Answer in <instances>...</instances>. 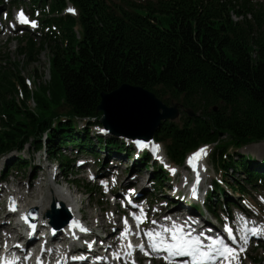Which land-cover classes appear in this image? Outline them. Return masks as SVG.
Instances as JSON below:
<instances>
[{"label":"trees","instance_id":"trees-1","mask_svg":"<svg viewBox=\"0 0 264 264\" xmlns=\"http://www.w3.org/2000/svg\"><path fill=\"white\" fill-rule=\"evenodd\" d=\"M22 2L30 11H38L39 26L34 29V37L27 38L31 35L26 33L25 39H19L22 46L18 53L31 61L47 46L50 78L36 96L19 72L13 75L0 64V158L12 157L0 168V181L16 169L28 167L31 173L34 166L24 154L32 158L33 152L43 150L65 171L73 167L75 157L87 152V156L98 159L100 168L107 159L127 160L135 174L150 168L151 188L161 193L170 189L175 178L164 181L165 171L150 160V155L142 153L131 163L133 147L92 129L98 123L96 108L101 93L129 83L153 91L164 102L180 101L192 110V117L185 113L182 121H164L154 133L156 140L165 142L171 161L181 163L199 144L218 142L210 160L220 168V181L214 180L203 204L191 203L189 211L200 215L203 206L211 211L219 205L228 214L242 202L228 191H236L239 197L249 190L264 192V158L258 160L249 152L233 158L225 154L228 145L239 148L264 137L263 2ZM68 3L74 14L64 10ZM233 13L237 20L232 18ZM19 92L23 99L18 103L15 98ZM29 97L38 111L28 108ZM82 117L89 120L81 123L78 118ZM225 134L230 144L220 141ZM15 153L19 155L15 157ZM234 174L243 175L242 179L234 178ZM155 181H162L160 187ZM91 190L86 188L88 193ZM168 200V207L180 204L176 199ZM257 262L264 264L261 257Z\"/></svg>","mask_w":264,"mask_h":264},{"label":"rangeland","instance_id":"rangeland-1","mask_svg":"<svg viewBox=\"0 0 264 264\" xmlns=\"http://www.w3.org/2000/svg\"><path fill=\"white\" fill-rule=\"evenodd\" d=\"M139 2H143L145 0H136ZM154 1V0H152ZM253 2L255 1H261L264 3V0H252ZM4 2V1H3ZM29 7V6H28ZM30 8V7H29ZM16 10L19 9V7L15 8ZM16 10H12L10 5L8 3L6 4H0V64H5L7 66V71L12 72L13 75H15L17 72H19V76L23 78L25 84L27 85V88L31 91L34 92L35 95L37 96L42 92L40 87L45 83L49 82V58H50V52L48 50V47L45 46L43 50H39L38 54L34 55L33 60H29L28 57L24 53H18V50L21 48L22 44H19L18 41L19 39H25L24 33L21 30H18L15 27V17H16ZM235 16V15H234ZM233 18L235 19V17ZM24 28V27H23ZM31 36H27V38H31ZM35 40L38 42V39ZM17 86V84H16ZM16 101L19 103L20 100L22 99L21 97L15 98ZM169 104V102L167 101ZM27 106L31 110H36L35 104L33 102V99L31 97L28 98L27 101ZM185 113L186 109L184 108L182 112H179V115L176 119L173 120V122H177L179 120H183L185 118ZM40 114H42L40 112ZM1 133V131H0ZM220 141L227 145V143L230 142V137L228 135H221ZM164 145V143H163ZM212 150L213 146L211 145ZM231 147V146H230ZM229 147V148H230ZM228 152H233L234 147L232 146V149L229 150ZM247 149V150H246ZM243 150H238L240 153H252L254 157H256L258 160H261L264 158V143L259 144V143H253L249 145L247 148ZM165 151V150H164ZM212 152V151H211ZM67 156L72 157V155L69 152H66ZM103 154V152H97ZM84 155H89L87 152L82 153ZM91 154V153H90ZM19 153H15L14 156H18ZM33 157L29 158L27 157V154H24L23 157L25 160H30L31 166H34L36 168H32L30 170L29 174V168L27 167L26 170L24 169H16L12 171L7 178V181H4L0 183V217H3L7 211L6 205H8V197L11 195L13 196V193L15 190L16 195L21 194L22 199L25 200L23 201V204H33V200L38 196L41 195L46 199V208H49L50 206V195L49 192L52 190V187H58V186H63L64 188H69V190L73 193V196L76 197V199L79 201L81 199V222H87L89 223V226H85L88 228H96L98 227L101 223H104V225L101 226H106L104 230H102V233H107L108 228L110 229L109 233H114L116 227L120 225V220L118 219L116 212H118L119 207H116L111 203V197H106L103 193L98 192V190L91 184H93L94 180L89 181V175L87 172L84 170H74L72 169H67L63 171V169H60L59 166H57L53 160H50V156H46L43 152V150H39L36 152H33ZM94 155V154H93ZM130 155V154H129ZM210 156V155H209ZM6 159L0 158V168L2 167L4 162L9 161L12 157L10 155L5 156ZM209 158V157H208ZM123 160V159H122ZM133 160L130 158V162ZM211 161L208 159V164L211 166ZM127 164L125 166L124 172H122V176H126L128 172L132 171L130 168V163L127 160H123V164ZM44 168V170L42 169ZM212 168V166H211ZM46 170V171H45ZM71 170V171H70ZM92 170V169H90ZM123 170V168H122ZM36 175H32L34 173ZM133 172V171H132ZM40 173V174H39ZM53 173H57L56 178H50L49 176ZM131 173V172H130ZM129 173V174H130ZM132 174V173H131ZM119 175V174H118ZM241 175L240 177L238 174H234V178H239L242 179ZM120 177V175H119ZM122 178V177H120ZM229 180V177H227ZM69 180V181H68ZM163 180L166 182H171L172 176L168 173L165 172L163 174ZM233 179L231 178L230 182H232ZM125 185H129L128 181H125ZM157 183V186L160 187L162 184V181H155ZM211 182L212 180L208 181V183L203 187L202 182L200 181L199 183V190L204 191V188L206 186H209V189L211 188ZM95 183V182H94ZM131 184V183H130ZM143 185V184H141ZM91 188V192H87L86 188ZM51 188V189H50ZM182 189L183 187L180 186ZM4 189V190H3ZM6 191V192H5ZM101 191V190H100ZM165 191V190H164ZM183 192L189 196V191L186 188H183ZM199 192V193H200ZM229 192V195L233 196L234 198H241V199H236V201L241 202L243 210L245 212L249 213V219L256 220L257 217L262 218V223L261 226L263 227L264 225V199H261L264 197V192H255L253 190H249V192L245 193L244 196L239 197L237 193L234 192ZM236 192V191H235ZM205 193V192H204ZM5 196H4V195ZM153 194H149L148 200L147 201H152L154 202L151 207L152 210H159L161 212L166 211V209H172L171 206L166 207L163 200H161L160 197L156 196H170V193H159V195L153 194L152 197L155 198H150V196ZM2 195V196H1ZM7 195V196H6ZM16 197V196H15ZM13 196V198L15 199ZM199 194L195 198L194 202L200 201ZM186 198V197H185ZM218 198L220 202H223L221 199V195L218 194ZM32 201V202H31ZM186 201V200H185ZM214 204H217L216 201H214ZM181 203V202H180ZM183 205H189L190 202L186 201V203H181ZM230 208L228 211L233 212L234 218H238L242 216L240 212H237V209ZM45 211V210H44ZM46 212V211H45ZM112 212L114 215H112ZM203 213H205L208 217L209 220L213 221L218 217H224L225 218V211L221 209V207L218 205L213 206L211 211H208L204 206H203ZM43 213L41 214V216ZM15 215H11V219H13ZM95 216V217H93ZM93 218V219H92ZM8 219L9 223L12 222L13 224V229H15V223L16 221L13 219ZM93 220V222H92ZM6 218L1 219L0 225H6ZM8 223V224H9ZM109 224V225H108ZM10 225V224H9ZM108 225V226H107ZM100 226V227H101ZM108 227V228H107ZM253 227V226H252ZM3 230H8L4 226H2ZM2 230V229H1ZM19 229H16V232H18ZM26 230V229H24ZM23 232V231H22ZM4 233H7V231H4ZM2 231H0V235L4 234ZM53 235V234H52ZM54 236V235H53ZM35 238V235L34 237ZM112 239V238H110ZM264 241V240H263ZM88 243V242H87ZM261 241H258L257 243H253L251 246H249L244 254L243 257H241V264H250L251 262V257L256 256L257 260L259 259L258 256L261 255V257L264 259V248H261L260 245ZM263 244V243H262ZM73 248H79V246L74 245ZM71 249V248H70ZM69 249V251H70ZM70 253V252H69ZM255 264V263H252Z\"/></svg>","mask_w":264,"mask_h":264},{"label":"water","instance_id":"water-1","mask_svg":"<svg viewBox=\"0 0 264 264\" xmlns=\"http://www.w3.org/2000/svg\"><path fill=\"white\" fill-rule=\"evenodd\" d=\"M96 111L99 113L98 123L105 129L106 134L126 140L140 139L147 143L152 142L154 133L162 122L173 121L179 115L178 103L172 102L171 106H167L154 92L129 83L101 93ZM188 114L191 116V111L188 110ZM82 119L89 120L88 117ZM253 143L263 144L264 137L239 148L233 146V152H228L230 146L229 150L232 149V145H228L226 154H238L240 149L244 152L247 150L244 149ZM28 216L36 220L37 208H30ZM45 217L54 228H60L69 221L71 213L63 202L52 199Z\"/></svg>","mask_w":264,"mask_h":264},{"label":"snow or ice","instance_id":"snow-or-ice-1","mask_svg":"<svg viewBox=\"0 0 264 264\" xmlns=\"http://www.w3.org/2000/svg\"><path fill=\"white\" fill-rule=\"evenodd\" d=\"M69 11H75L74 9H69ZM18 18L21 23H31L32 25L36 24V21L29 20L23 10H20L18 13ZM100 131H105V129H100ZM139 147H146L144 141H137ZM154 150L158 151L160 145H154ZM208 146L205 145L199 148L196 152H194L189 158L187 163L193 167V169H197L198 161L205 155H207ZM167 166V165H166ZM172 172H175L176 169H171ZM115 178H113L114 180ZM105 185L107 182L102 181ZM199 183V172L197 171V180L192 186V195L193 197H197V184ZM107 191V187H105ZM132 191H135L134 189ZM12 199V203L9 205L10 209L15 211V200ZM261 199H264L262 197ZM142 211V210H141ZM132 217L137 222V228L140 223H142L143 219H146V216L137 215L135 212L131 213ZM22 219L28 221L27 214L22 216ZM166 220H171V217H165ZM191 219V218H189ZM155 225L158 222L152 221ZM125 224H128L127 218H125ZM74 226H79L81 231H89V229L85 228L83 225H79L77 221L73 220ZM31 227L34 229L35 225L32 224ZM130 230V226L125 229L123 235H127ZM225 231L228 233V236L231 240H236V236L233 234V229L231 226L225 225ZM251 231L257 235L260 234V230L253 227L251 229L247 228V221H245V235L243 239L245 243L247 242V232ZM137 235H141V232H137ZM143 235L148 238V245L151 248L152 252L160 253L165 252L164 259L166 261H173L176 257L188 256L191 257V264H207L208 261L217 260L222 257H230L238 252H243L245 250L244 247L236 249L232 247L228 242L225 241L222 236H207V240L209 243H205V240L201 237L204 235L203 233L195 234L194 230L191 228V225L187 222L183 224H178L175 221H172L171 226L160 225L155 229H147L143 230ZM7 247V244L5 245ZM128 247H133L131 241H129ZM135 247H139L142 251L145 252L146 255H151L152 253L145 248L144 243H140ZM119 256V253L116 254ZM15 259L9 260L7 258L0 259V264H16ZM72 259H77V257H72ZM42 264V261L40 262ZM57 264H61V261H57ZM135 264V261H133ZM186 264V262H185ZM219 264V261H218ZM230 264V261H229Z\"/></svg>","mask_w":264,"mask_h":264},{"label":"bare ground","instance_id":"bare-ground-1","mask_svg":"<svg viewBox=\"0 0 264 264\" xmlns=\"http://www.w3.org/2000/svg\"><path fill=\"white\" fill-rule=\"evenodd\" d=\"M17 16H18V14H17ZM201 170H202V167L199 166L198 171H201ZM16 191H18V190H15L14 193H13V196L14 197L16 196L15 199H14L15 200V208H16V210L13 211V210L10 209L9 205L12 203V200H9V205H6L7 211H6L5 215L3 217H0V221H1V219H3V218L5 219L6 218V221H5L6 225H0V231H2L3 233H4V231H7V233H4V234L0 235V244L3 243L4 240L10 234L14 233L13 226H12L13 224H11L12 222L9 223V221H8V219H11V215H15L13 217V219L17 222V220L20 218V213L23 214V212H25L30 207H36L37 208V214H38L37 223L38 224H42V222H47V218L45 217V211L48 209V208L45 209V206H47L45 204L47 202L46 199L43 196L38 195L33 200V202L31 201L33 204H29V205L25 204V203L23 204V201H25V200L22 199L21 194L16 195L15 194ZM49 195L51 197L50 198L51 200L54 199V200H58V201L63 202L65 207H67V209L72 214V223L67 224L66 227L64 228L65 239L60 241L62 245L52 248V251H50V252H48V249H47V251H46V249H42L41 250L42 258L44 260V263H46V264H51L57 258H63V260L64 259H69L70 255L67 252L69 251L70 247L72 246V244L69 242V238L73 237V238H76V239H80L81 236L79 235V233L82 232L81 230H79L78 232H75V233L72 232V230L75 228V226L73 225V220L77 221V212H78V210H79L78 214L81 216V209H82L81 208V199L78 201L76 199V197L73 196V193L69 190V188H64L63 186H58V187H55V188L52 187V190L49 192ZM13 196L10 195L8 197V199L13 198ZM51 200H50V202H51ZM50 202H48V203H50ZM42 213H43V215L41 216ZM13 219H11V220L13 221ZM92 222H93V220H92ZM101 225H104V223H101L98 227H100ZM238 225H240V227H242V228H245V220L244 219L241 220L238 223ZM259 225H261V224H257V221H255L253 219H249V221L247 222V228H249V227L251 228L253 226V227H256L258 230H260ZM2 226H4L8 230H3ZM87 226H89V223H87ZM212 227L213 226H211V228ZM14 228L15 229H19V228H21V225L17 224V226L14 227ZM206 230H208V227L201 229V233H205ZM40 232H38V235L40 234ZM32 233H33V231H31L30 229L26 230V237L28 238L29 241H31L33 239V237H34L32 235ZM260 234L264 235V226L261 229ZM35 235H37V234H35ZM53 235L54 236H60V235H63V232L55 231ZM87 235H89V233H87ZM60 242H59V244H60ZM90 243H93V242L90 240ZM16 248L19 250L18 246H16ZM38 250H39V248H38ZM84 252H89V253L93 254V249L91 247L89 248L88 246H86ZM66 253H67V255H66ZM98 253H99V251H98ZM72 255H74V253ZM94 257L98 258L99 256L96 254ZM6 258L10 259V256H7Z\"/></svg>","mask_w":264,"mask_h":264},{"label":"flooded vegetation","instance_id":"flooded-vegetation-1","mask_svg":"<svg viewBox=\"0 0 264 264\" xmlns=\"http://www.w3.org/2000/svg\"><path fill=\"white\" fill-rule=\"evenodd\" d=\"M185 107L183 106V104L181 102H179V111L182 112V110L184 109ZM192 117V116H191Z\"/></svg>","mask_w":264,"mask_h":264}]
</instances>
